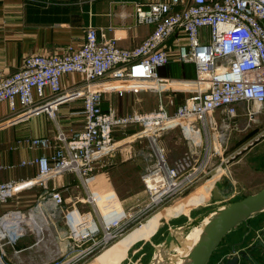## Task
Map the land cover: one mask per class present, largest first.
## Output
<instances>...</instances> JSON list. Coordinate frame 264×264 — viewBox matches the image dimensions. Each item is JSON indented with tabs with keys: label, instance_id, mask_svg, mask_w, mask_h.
<instances>
[{
	"label": "built area",
	"instance_id": "obj_1",
	"mask_svg": "<svg viewBox=\"0 0 264 264\" xmlns=\"http://www.w3.org/2000/svg\"><path fill=\"white\" fill-rule=\"evenodd\" d=\"M133 7L136 23L151 25L152 30L132 47H121L112 27L88 25L78 46L68 45L61 53L25 55L15 71L0 77V103H6L13 114L20 107L21 117L41 112L55 116L66 100L61 77L78 73L82 80V86L69 97L81 98L82 108L75 113L81 117V127L68 134L59 131L53 139H18L13 148L26 146L43 153L18 162H0V171L24 166L37 169L31 177L0 181V207L9 205L21 191L42 189L48 180L64 173H73L84 183L103 158L125 142L142 138L154 158L141 177L152 207L99 219L96 225L97 197L88 193L84 199L92 211L80 213L60 240L42 205L26 211L6 210L0 214V264H22L18 261L22 252L51 241L43 250L44 259L35 264H88L143 227L159 206L200 181L213 159L218 160L217 167L225 168L264 139L262 126L252 141L227 153L219 133L221 127L234 123L239 105L247 117L246 127L264 124V0H148L134 2ZM107 31L112 35L107 36ZM172 61L194 65L195 77L161 76L159 68ZM176 86L189 87L192 92L176 105L170 97L166 103L174 109L168 111L164 98ZM139 91L156 94V109L120 114L112 106L102 107L107 94ZM131 126L139 129L115 139L116 132ZM171 132L176 133L178 143L192 144L194 152L184 151L169 160L160 143ZM196 147L199 158L194 159ZM49 196L55 205L62 204L61 190H52ZM29 236L34 243L15 248ZM9 247L10 256L6 253Z\"/></svg>",
	"mask_w": 264,
	"mask_h": 264
},
{
	"label": "crops",
	"instance_id": "obj_2",
	"mask_svg": "<svg viewBox=\"0 0 264 264\" xmlns=\"http://www.w3.org/2000/svg\"><path fill=\"white\" fill-rule=\"evenodd\" d=\"M146 1L148 0H0V77L3 74L15 71L25 55L31 53H61L68 45L78 46L83 40L84 30L88 25L105 30L108 27H112L114 29L113 33L119 37L118 44L121 47H132L144 39L152 30L151 25L137 24L134 17L133 3ZM111 35L112 33L107 31V36ZM171 41L172 39L169 40L171 52L175 53V46ZM175 55L173 54V58H175ZM158 72L161 76L175 79H192L195 77L194 65L180 64L176 61H172L159 68ZM61 82L66 87V100L58 106L56 114L53 117L49 116L46 112L32 115L26 114L21 117L20 112L22 109L20 107L13 114L8 110L6 103H0V162H18L21 159H31L43 153L41 150L30 149L26 146L13 148V145L20 138L50 137L53 139L59 131L68 134L81 127V117L79 114H75L82 108L81 98H69L76 89L82 86L81 77L78 73L67 74L61 77ZM190 92L192 91L189 90V87L176 86L172 92L165 95L164 101H168L171 97L174 99L175 105L179 104ZM147 95V91H141L140 93L125 92L122 95H118L117 93L107 94L103 98L102 107L106 110L112 106L120 114L130 113V109H133L135 112H143ZM152 98L154 105L157 107V96L155 95V98L154 96ZM173 109L174 106H167L168 111H172ZM238 112L239 114L235 119L237 120V128L235 127L233 131L237 135L242 131V129L238 130L239 124L243 123L246 126L247 123V117L244 114L242 105L238 106ZM218 120H220L219 117ZM262 126L264 124L247 127L246 130L249 131H245L248 132L247 136L240 143L229 147L226 150L227 153L234 151L247 141H252ZM175 136L176 133L171 132L163 138V140L169 138L172 146L169 149L172 152L169 153V150L167 151L169 160H173L177 156L176 154L174 155V151L178 146L185 147L184 143L180 144L177 142ZM261 142H264V139L255 142L239 157L228 163L225 168H222L226 169L228 166L236 164L239 159H242V157L254 150ZM233 143L235 142L233 141ZM117 151L115 156H120L125 152L121 146ZM262 159H264V156H262ZM97 167L99 170V163ZM36 170L35 166L3 170L0 171V181L31 177L36 173ZM91 182L92 180L89 179L83 183L75 174L64 173L57 178L48 180L42 189L33 188L21 191L9 205L0 207V214L11 209L26 211L27 207L31 205V201L40 205V207L44 206L46 211V205L43 204L45 201L46 204L49 203L53 207L55 213L57 210V219L59 217L60 225L64 229H68L77 218L71 212V203H77L79 209L83 208V210H86L87 204L90 205L84 198L88 193L93 194ZM214 187L223 197L222 202L233 194L234 189L229 182L228 174L224 172L218 175V180H213L209 186L207 184L211 200H213L211 191ZM52 190H61L63 196L61 207L52 202L49 196V192ZM33 196L34 198L32 199ZM156 217L157 215L154 214L148 220L144 229L138 233H134L135 231H133L127 236V239L131 240V242L120 250L119 253L123 254L121 259L124 257L126 259L129 253L141 247L144 241L155 234L158 227L163 223L161 219L166 218V216H160L162 218L152 233L149 230L148 224L156 222ZM73 218L75 219L74 221L72 220ZM262 227H264V211L254 214L247 221L233 228L217 247L209 264H224V261L234 256L239 249H243L253 243L254 238H256V231ZM55 233H57L56 230ZM146 233L152 234L148 237H143ZM243 241L244 243L240 245ZM34 242V237H25L18 245H15V248H26ZM51 242L38 244V249L33 251L25 250L18 257L19 263L35 264V262H39L35 261L38 259L41 262V259H44L43 250H46L47 244ZM113 247L109 251L101 253L88 264H110L111 257L109 256L112 255L110 250L113 252ZM38 251L42 255H36ZM55 252L56 249L53 250V253ZM6 253L10 256L13 253L12 248L9 247ZM105 256H108L106 259H109V261L102 263ZM115 256L112 260L118 258ZM119 260L114 263L117 264Z\"/></svg>",
	"mask_w": 264,
	"mask_h": 264
},
{
	"label": "rangeland",
	"instance_id": "obj_3",
	"mask_svg": "<svg viewBox=\"0 0 264 264\" xmlns=\"http://www.w3.org/2000/svg\"><path fill=\"white\" fill-rule=\"evenodd\" d=\"M138 93H140V91ZM147 94L144 102L145 107H143L144 113L152 112L156 108L152 98L153 96L155 98L156 94L152 91H147ZM164 103L166 107L173 106L169 104L167 105L165 101ZM133 112L135 111L130 109V113ZM236 124L237 120H235L232 125H227L219 129L221 143L226 150L229 147L240 143L249 132L246 130L247 127L243 123L239 124L238 122L240 126H238V130L242 129V131L241 133H238V135L236 133L234 134L233 131ZM138 129V126H131L124 130L123 133L116 132L115 139H118L120 136L126 137L131 135ZM176 137L177 136H175V138ZM138 140L139 139L130 140L121 145L125 152L120 156H115L118 152L117 150L120 148L119 147L110 156L103 158L99 162V170L98 167H96L90 178V180H92L90 183L91 189L93 190V194L97 197V203L94 208L96 211L93 213L96 225L98 219H110L127 212L136 213L140 209H150L153 205L151 202V196L148 194L141 177L153 164L154 158L153 155L151 156L148 141L143 138L139 141ZM233 141L235 143H233ZM160 144L166 151L172 147L169 138L164 139ZM184 151L189 154L194 152L192 144L185 145L184 148L178 146L174 151V155H177L175 159ZM168 152L171 153L172 150H169ZM262 156H264V142H261V144L254 150L242 157V159H239L236 164L230 165L226 169L217 167L218 160L213 159L209 169L206 170L205 175L200 181L187 190H184L182 195L180 194L175 199L162 204L156 209L158 210L155 214L157 215L156 222L154 221V223L148 224L149 230L152 233L155 231L159 224V220L162 218L160 216L163 215L166 216V218L161 219L163 223L158 227L155 234L148 240L144 241L141 247L129 253L126 259L125 257L121 259L123 254L119 253L120 250L128 246L129 242H131V240L129 241L127 238H124L118 244L114 245L113 252L110 250L112 255L109 256L111 257L109 263L116 264L114 262L121 259L117 264H151L154 250L158 245L159 248L157 247V253L160 251V257L163 255L162 261H165L168 255L172 253L175 254L173 249L177 248L178 244L185 238L189 229L192 227L197 228V224H200V222L206 218H210L213 209L217 205L238 200L264 187V159H262ZM193 158H199L197 147L195 148ZM221 172L228 174L229 182L234 190L229 198L225 199L224 202L218 203L210 199V190L207 188V184L209 186L213 180H218V175ZM33 198L34 196L32 199ZM30 204L31 205L28 206L27 209L25 208L26 210L34 207L36 203L31 201ZM43 204L46 205L51 228L56 230V237L62 239V237L67 235L68 231L60 225L61 222L59 217L57 219V210L55 213L53 207L49 203L46 204L44 201ZM71 204V212L74 213L75 218L78 217L80 213L92 211V206L89 204H87L86 210H83V208L79 209L77 203L72 202ZM72 220L74 221L75 219L73 218ZM150 234L146 233L143 237H148ZM106 251H109V249ZM115 255L118 258L112 260ZM107 257L105 256V259ZM105 259L102 263L109 261V259Z\"/></svg>",
	"mask_w": 264,
	"mask_h": 264
},
{
	"label": "water",
	"instance_id": "obj_4",
	"mask_svg": "<svg viewBox=\"0 0 264 264\" xmlns=\"http://www.w3.org/2000/svg\"><path fill=\"white\" fill-rule=\"evenodd\" d=\"M212 199L222 202L218 190L212 188ZM264 211V187L238 200L217 205L204 224L194 247L180 264H209L224 237L237 225ZM245 241V240H244ZM244 241L240 244L242 245ZM224 264H264V227L256 231L253 243L239 249Z\"/></svg>",
	"mask_w": 264,
	"mask_h": 264
},
{
	"label": "bare ground",
	"instance_id": "obj_5",
	"mask_svg": "<svg viewBox=\"0 0 264 264\" xmlns=\"http://www.w3.org/2000/svg\"><path fill=\"white\" fill-rule=\"evenodd\" d=\"M206 221L207 219L203 220L202 222H200V224H197L198 225L197 228L192 227L193 229L190 228L187 234L185 233L186 234L185 238L178 244L177 248L173 249V251H175V254L172 253L168 255L167 257L168 260L166 259L165 261H162L163 255L162 257H160V253H159L160 251L157 253V248H156L154 250L151 264H180L182 259L189 253V251L196 244L199 234L201 232V229L203 228ZM145 225L141 228L134 230L135 231L134 233H138L139 231L144 229Z\"/></svg>",
	"mask_w": 264,
	"mask_h": 264
}]
</instances>
